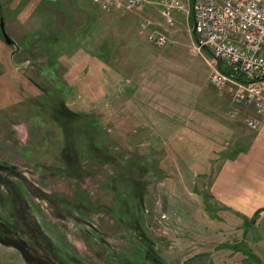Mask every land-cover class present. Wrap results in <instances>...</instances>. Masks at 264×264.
<instances>
[{"label": "rangeland", "instance_id": "rangeland-1", "mask_svg": "<svg viewBox=\"0 0 264 264\" xmlns=\"http://www.w3.org/2000/svg\"><path fill=\"white\" fill-rule=\"evenodd\" d=\"M161 1L135 12L13 1L21 50L12 60L0 50V160L36 195L14 174L0 178L20 186L19 212L63 264H264V211L252 223L209 200L216 150L243 133H231L226 99L208 83L194 0L170 24ZM154 29L163 47L148 42ZM17 261L0 248V264Z\"/></svg>", "mask_w": 264, "mask_h": 264}, {"label": "built area", "instance_id": "built-area-1", "mask_svg": "<svg viewBox=\"0 0 264 264\" xmlns=\"http://www.w3.org/2000/svg\"><path fill=\"white\" fill-rule=\"evenodd\" d=\"M102 12L140 11L146 0H91ZM160 14L169 24L172 12L182 10V0H162ZM193 29L196 49L204 47L209 68L208 83L219 98L231 104L235 118L241 106L264 116V0H194ZM147 40L154 46L166 44L165 33L152 30ZM245 125L256 130L259 120L246 116Z\"/></svg>", "mask_w": 264, "mask_h": 264}, {"label": "crops", "instance_id": "crops-1", "mask_svg": "<svg viewBox=\"0 0 264 264\" xmlns=\"http://www.w3.org/2000/svg\"><path fill=\"white\" fill-rule=\"evenodd\" d=\"M192 1L182 0V3H189L188 8H191ZM175 11L182 12L175 9L172 15ZM159 15L162 17L160 13ZM162 18L166 23L165 18ZM225 101L228 116L232 106L227 99ZM239 111L237 117L228 116V119L233 125L230 128L231 133H237L238 129L243 133L241 140L231 141L230 146L235 145V149L216 150L219 151V157L217 164L214 165V172L211 173V168H208V175L211 177L208 193L209 200L220 205L219 207L227 213L238 215L243 220L252 217L258 209L264 208V116L256 115L251 107L241 106ZM246 116L257 117L258 129L252 130L245 125Z\"/></svg>", "mask_w": 264, "mask_h": 264}, {"label": "flooded vegetation", "instance_id": "flooded-vegetation-1", "mask_svg": "<svg viewBox=\"0 0 264 264\" xmlns=\"http://www.w3.org/2000/svg\"><path fill=\"white\" fill-rule=\"evenodd\" d=\"M13 1L14 0H0V50L3 49L7 52V48H12L10 52L11 56H9L11 60L14 55L18 54L21 50V45L18 44L19 42L14 35V29L10 24V20L16 16V11L12 6ZM17 1V3L20 2V0ZM15 29L23 30V27L21 24H17ZM27 42H30V40ZM59 118L60 116H57L55 107V113H53V117H51V122L60 126V123H58L60 121ZM25 132L26 129L24 130V133ZM4 135L5 131L0 136V145L7 144V138H5ZM1 153L2 152H0V154ZM4 163L6 162L0 160V172L7 171L11 174H14L15 177L17 176L16 180L20 186V180L25 181V184L27 183L26 190L28 192L31 191V194L36 195V193H34L35 184L33 183L32 179L21 172H19L20 174H16L17 168H14L13 165L8 166ZM4 183L5 182L0 178V186L2 187H0V189L3 191L6 190L5 192L9 196L8 201L5 202V204L3 203L2 199L0 200V210L6 212L7 214H5V216H0V246L2 248L13 249V251L16 252V257H20L21 262L25 264H63L62 262L57 261L56 258L51 254L50 250L45 247L43 243L44 233L41 232L40 234L39 231L35 230L33 224L27 222L23 211L19 212L20 210L16 205H21L22 201L20 195L18 196V194H22V196H24L23 192L20 190V186L18 187L19 192H17L15 187H12L11 190L7 186H5L7 189L4 188ZM9 207L12 209V212L7 213V209ZM41 240L42 243L40 242ZM17 262L19 263V261Z\"/></svg>", "mask_w": 264, "mask_h": 264}, {"label": "water", "instance_id": "water-1", "mask_svg": "<svg viewBox=\"0 0 264 264\" xmlns=\"http://www.w3.org/2000/svg\"><path fill=\"white\" fill-rule=\"evenodd\" d=\"M194 30V29H193ZM205 48V47H204ZM261 211H264V208L258 209L252 216L251 218V222L253 223L255 221V217L257 216V214H259Z\"/></svg>", "mask_w": 264, "mask_h": 264}, {"label": "trees", "instance_id": "trees-1", "mask_svg": "<svg viewBox=\"0 0 264 264\" xmlns=\"http://www.w3.org/2000/svg\"><path fill=\"white\" fill-rule=\"evenodd\" d=\"M193 34V33H192ZM194 38H195V35L193 34Z\"/></svg>", "mask_w": 264, "mask_h": 264}]
</instances>
